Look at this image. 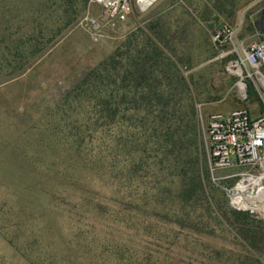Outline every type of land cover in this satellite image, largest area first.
<instances>
[{
    "label": "rangeland",
    "instance_id": "374dc122",
    "mask_svg": "<svg viewBox=\"0 0 264 264\" xmlns=\"http://www.w3.org/2000/svg\"><path fill=\"white\" fill-rule=\"evenodd\" d=\"M129 4L127 20L114 22L91 0H0V264H31L9 243L7 231L17 222L29 226L38 240L41 219L31 212L41 204L33 184L41 172H27L18 165L29 153H38L35 139L62 113L55 106L90 70L115 53L119 69L128 54L137 61L148 59L139 53L149 50L147 38L158 48L157 55L146 60L152 66V89L137 85L127 92L150 94L146 102L138 101L134 107L145 111L151 122L156 116L164 125L176 126L183 118L187 137L191 131L186 122L194 111L209 171L194 201L185 202L192 188L186 187L182 203L180 181L197 173V149L195 143L187 149L172 151L171 147L163 157L157 204L152 207V214L158 215L154 222L172 231L170 240L189 243L191 252L196 248L197 257L188 258L185 264H257L255 260L263 259L257 251L264 254V221L257 212H249L250 220L227 214L234 210L227 191L237 193L245 177H258L264 169L259 162L250 163L245 152L239 156L246 160L244 165L212 172L202 120L241 109L253 119L264 115V83L241 61L243 48L264 38L255 27L264 0H129ZM31 16L45 20L44 26L54 30L48 41L22 39L28 29L41 28L38 22H28ZM224 24L234 35L221 47L214 36ZM236 61L243 77L229 71ZM176 69L182 82L174 76ZM241 78L246 88H253L252 96L242 97L237 87ZM171 92L176 95L169 96ZM251 189L247 191L253 193ZM56 224L58 229L64 226L60 219ZM240 228L248 234V241L258 242L256 250L241 237ZM36 239L31 237L30 242Z\"/></svg>",
    "mask_w": 264,
    "mask_h": 264
},
{
    "label": "trees",
    "instance_id": "16d2710c",
    "mask_svg": "<svg viewBox=\"0 0 264 264\" xmlns=\"http://www.w3.org/2000/svg\"><path fill=\"white\" fill-rule=\"evenodd\" d=\"M28 22H38L41 28L28 29L24 40L46 42L49 34L54 33L44 26L45 20L31 16ZM224 26L228 25L217 30ZM149 41L147 38L149 50L139 51L148 59L137 61L128 54L119 69L115 53L90 70L55 106L62 113L35 139L38 153H29L18 165L27 172H41L33 180L41 204L35 205L39 207L37 211H30L34 218L41 219L36 234L39 241L29 226L17 222L7 231L9 243L29 263L185 264L188 258L197 257L196 248L188 250L189 243L170 240L168 234L172 231L158 226L154 222L158 215L152 214L162 179L163 157L168 156L166 152L171 147L172 151L176 147L187 149L195 143L197 149V173L180 181L178 197L182 203L186 187L192 188L185 202L194 201L204 189L209 171L194 111L186 122L191 131V137H187L183 118L176 126H166L156 116L151 122L145 111L134 107L138 101L146 102L150 94L127 92L137 85L147 91L152 89V66L146 60H152L158 48ZM174 76L183 81L177 69ZM247 94L252 96L251 86ZM227 214L252 218L249 212L230 210ZM59 219L64 223L62 229L56 224ZM241 230V237L256 250L258 242L248 241V234ZM31 237L36 242H30ZM257 252L263 259L254 260L264 264V254Z\"/></svg>",
    "mask_w": 264,
    "mask_h": 264
},
{
    "label": "built area",
    "instance_id": "2783aa9c",
    "mask_svg": "<svg viewBox=\"0 0 264 264\" xmlns=\"http://www.w3.org/2000/svg\"><path fill=\"white\" fill-rule=\"evenodd\" d=\"M91 3L101 8L110 21L124 22L130 13L129 0H91ZM233 35L234 31L224 26L214 40L223 47L232 40ZM243 53L245 62L264 83V38L244 47ZM237 64L239 61L231 63L232 68L237 69ZM202 130L212 172L244 165L246 160L239 159V156L245 152L250 163L261 164L260 160L264 159V115L253 119L243 109L227 114H210L203 118Z\"/></svg>",
    "mask_w": 264,
    "mask_h": 264
},
{
    "label": "bare ground",
    "instance_id": "6f19581e",
    "mask_svg": "<svg viewBox=\"0 0 264 264\" xmlns=\"http://www.w3.org/2000/svg\"><path fill=\"white\" fill-rule=\"evenodd\" d=\"M245 61L246 60L243 59L242 64L245 63ZM237 66V69H233L232 66H230V73L243 77V70L241 68V64L239 63L237 64ZM237 87L242 97H246V87L244 82H242L241 80L238 81ZM260 162L261 166L264 169V159H261ZM251 187L253 193L247 191ZM237 191V193H234L233 196H231L233 205L237 208L249 209L253 211V213L257 212L260 214V217L264 219V170L258 177H245L240 183V185L237 187ZM253 201L257 202V204Z\"/></svg>",
    "mask_w": 264,
    "mask_h": 264
},
{
    "label": "water",
    "instance_id": "95a60500",
    "mask_svg": "<svg viewBox=\"0 0 264 264\" xmlns=\"http://www.w3.org/2000/svg\"><path fill=\"white\" fill-rule=\"evenodd\" d=\"M261 18H260V20H257V21H255V27H256V29L260 32V34L261 35H263L264 36V11L261 13ZM241 81L242 82H244V80H243V78H241ZM244 84H245V87L247 86L246 85V83L244 82ZM228 192V194H229V196H230V198H231V201H230V206H231V208L232 209H234V210H239V211H248V212H250V213H252L253 214V211H251V210H249V209H242V208H237V207H235L234 205H233V203H232V197L231 196H233V192L232 191H227ZM260 217V216H259ZM260 219L261 220H263L264 221V219L263 218H261L260 217Z\"/></svg>",
    "mask_w": 264,
    "mask_h": 264
},
{
    "label": "flooded vegetation",
    "instance_id": "af4514ba",
    "mask_svg": "<svg viewBox=\"0 0 264 264\" xmlns=\"http://www.w3.org/2000/svg\"><path fill=\"white\" fill-rule=\"evenodd\" d=\"M264 11V9L263 10H261V12H260V15H261V13ZM258 16L257 18H256V20L255 21H257V20H260V18H261V16ZM256 24V23H255Z\"/></svg>",
    "mask_w": 264,
    "mask_h": 264
}]
</instances>
